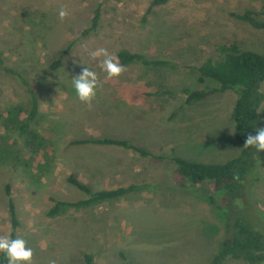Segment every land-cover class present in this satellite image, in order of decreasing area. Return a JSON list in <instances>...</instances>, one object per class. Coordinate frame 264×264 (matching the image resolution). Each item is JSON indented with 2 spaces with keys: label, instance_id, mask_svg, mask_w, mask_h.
I'll return each mask as SVG.
<instances>
[{
  "label": "rangeland",
  "instance_id": "1",
  "mask_svg": "<svg viewBox=\"0 0 264 264\" xmlns=\"http://www.w3.org/2000/svg\"><path fill=\"white\" fill-rule=\"evenodd\" d=\"M153 1L0 0V235L11 231L8 186L18 220L15 238L33 248L32 264H85L86 253L93 254L94 264H209L234 212L264 234V151L255 150L238 199L227 201L209 180L177 185L171 178L173 157L218 163L242 149L231 118L236 92L186 103L182 89L219 87L196 70L207 58L216 59V44L234 42L264 54V27L232 15L261 10L264 0ZM62 5L70 12L64 20ZM96 8L98 24L87 31ZM101 47L116 56L125 49L168 64L135 62L108 79L99 66L103 57L89 55ZM61 55L60 65L51 68ZM86 66L102 84L91 107L79 100L72 83ZM23 80L37 94L39 113L21 134L29 100ZM261 91L264 97V83ZM259 115L264 127V99ZM92 138L128 140L148 154L75 143ZM70 175L93 191L143 187L47 216L53 199L86 197L68 182ZM222 264L248 263L228 258Z\"/></svg>",
  "mask_w": 264,
  "mask_h": 264
},
{
  "label": "trees",
  "instance_id": "2",
  "mask_svg": "<svg viewBox=\"0 0 264 264\" xmlns=\"http://www.w3.org/2000/svg\"><path fill=\"white\" fill-rule=\"evenodd\" d=\"M166 0H154L153 4L163 3ZM100 10L95 9L92 22L87 31L93 30L98 24ZM234 17L246 21L255 27H264V19H258V15L264 16V7L258 11H245L243 13H233ZM216 59L207 58L203 63L196 67L200 78H209L216 81L219 87H205L204 89L183 88L185 102L193 103L204 99L215 93L227 89L234 90L237 94L234 106L231 111V118L234 126V137L238 140L242 149L240 152L223 162L205 163L190 161L181 157H173L174 170L171 174L173 182L177 185L189 183L198 185L205 180L213 183L215 191H222L227 201L238 199L243 196L245 176L249 169L254 165L255 148L244 147L245 140L249 134H255L260 125L259 109L263 104V93L261 85L264 83V54L251 50L240 49L234 42L219 43L214 47ZM119 62L129 65L135 62L146 66H162L168 64L166 60L150 59L144 54L130 52L122 49L117 52ZM63 55H61L51 68L60 65ZM8 71L11 69L6 68ZM24 81V80H23ZM29 100L27 113L18 126L22 134L30 128V124L35 121L39 113V99L36 92L26 81ZM98 143L105 145L119 146L125 149H132L141 155H147L148 151L143 147H137L128 140L116 138H92L77 140L75 143ZM68 182L76 186L86 194V197L67 201L53 199V204L46 210L45 214L49 217L62 216L70 209L89 208L102 203L110 202L125 195L129 191L142 189L143 186L131 184L127 187H117L112 189H100L93 191L89 185L77 179L74 175L67 178ZM8 195L7 209L10 216L11 231L10 235L15 238V231L18 220L15 205L10 196L9 187L6 186ZM205 198L215 203L216 199L210 194H204ZM226 235L222 238L218 249L214 253L209 264H222L228 258L242 259L248 264H264V234L253 228L251 222L242 214H235L230 221H225ZM122 256V255H121ZM85 264H94L93 254H84ZM0 264H7L6 255L0 254Z\"/></svg>",
  "mask_w": 264,
  "mask_h": 264
},
{
  "label": "clouds",
  "instance_id": "3",
  "mask_svg": "<svg viewBox=\"0 0 264 264\" xmlns=\"http://www.w3.org/2000/svg\"><path fill=\"white\" fill-rule=\"evenodd\" d=\"M69 15L70 12L66 6L62 5L59 18L64 20ZM89 55L93 59L103 57L99 66L106 73L108 79L119 77L127 71L126 66L119 62L118 56L110 53L106 48H97ZM72 83L79 100L91 107L97 96L98 88L102 87L97 72L88 66L82 67L81 72L72 77ZM244 147L255 148L258 152L264 151V127H259L255 134H249ZM0 252L6 255L7 264H32L34 256L33 248L28 246V242L24 238H12L10 234L0 235ZM49 264H56V261L50 260Z\"/></svg>",
  "mask_w": 264,
  "mask_h": 264
}]
</instances>
